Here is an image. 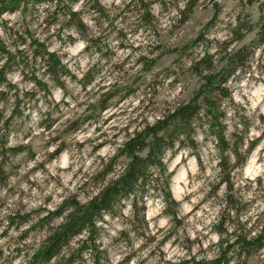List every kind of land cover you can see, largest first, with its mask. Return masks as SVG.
Segmentation results:
<instances>
[{
	"label": "clouds",
	"instance_id": "clouds-1",
	"mask_svg": "<svg viewBox=\"0 0 264 264\" xmlns=\"http://www.w3.org/2000/svg\"><path fill=\"white\" fill-rule=\"evenodd\" d=\"M0 73V264H264V0H0Z\"/></svg>",
	"mask_w": 264,
	"mask_h": 264
},
{
	"label": "trees",
	"instance_id": "trees-1",
	"mask_svg": "<svg viewBox=\"0 0 264 264\" xmlns=\"http://www.w3.org/2000/svg\"><path fill=\"white\" fill-rule=\"evenodd\" d=\"M3 2H4V3H8L9 0H3ZM74 18H75V17H74ZM34 43H35V42H34ZM40 47H42V45H41ZM37 54H39V53L37 52ZM2 79H3V74L0 73V80H2ZM212 79L214 80L215 78L213 77ZM210 88H211V84L209 85V90H210ZM225 94H227V93H225ZM185 111L188 112V113L190 114V109H185ZM221 127H222V126H221ZM155 150H156V148L154 147V151H155ZM130 179H131V177H130ZM93 211H94V207L88 209L86 212H85V211H80L78 214L74 215V218H73L72 223L69 224V225L65 228L64 232L60 233L55 239H56L57 241H59V240L62 238V236H63L68 230H70L71 228H73V226H74L76 223H81V222H84V221H90V219H91V214H92ZM49 251H51V248L44 249V250H42L41 252H39V253L37 254V256H36V258H35L36 261H37V264H39V262H40L43 258L46 257V255H47V253H48ZM67 264H72V260L69 259L68 262H67ZM216 264H220V261H216Z\"/></svg>",
	"mask_w": 264,
	"mask_h": 264
},
{
	"label": "rangeland",
	"instance_id": "rangeland-1",
	"mask_svg": "<svg viewBox=\"0 0 264 264\" xmlns=\"http://www.w3.org/2000/svg\"><path fill=\"white\" fill-rule=\"evenodd\" d=\"M21 220L26 219V217H19ZM13 222H15V218H13Z\"/></svg>",
	"mask_w": 264,
	"mask_h": 264
}]
</instances>
